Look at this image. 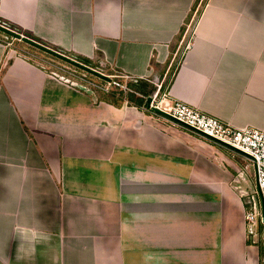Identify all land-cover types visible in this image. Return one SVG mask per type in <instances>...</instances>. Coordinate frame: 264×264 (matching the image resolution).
<instances>
[{"label":"crops","instance_id":"obj_1","mask_svg":"<svg viewBox=\"0 0 264 264\" xmlns=\"http://www.w3.org/2000/svg\"><path fill=\"white\" fill-rule=\"evenodd\" d=\"M2 21L264 129V0H0ZM4 42L0 264H262L231 166L141 108L149 93L101 97Z\"/></svg>","mask_w":264,"mask_h":264},{"label":"built area","instance_id":"obj_2","mask_svg":"<svg viewBox=\"0 0 264 264\" xmlns=\"http://www.w3.org/2000/svg\"><path fill=\"white\" fill-rule=\"evenodd\" d=\"M4 43H6V46L10 50L16 52L13 42L5 41ZM28 55L31 56L30 54ZM39 60V66L42 68L53 66L47 63L46 60ZM53 68H55V70L52 69L49 73L63 83L82 89L87 88L88 86L93 88L97 87V84L94 82L82 79L74 71L69 70L68 68H62L60 66H53ZM106 76L110 78V80L107 81L108 86L115 85L116 87H119L124 94L130 92H135L137 94L129 84L131 81H136L132 76L122 72ZM154 81L155 90L147 95L151 97V101L147 105V96L144 97V102L140 105L141 108H144L146 112L155 116H160L161 119L169 123L168 125L181 131L186 130L192 133L194 137L201 138V140L207 143L215 152L216 147H222L231 152L235 151L242 154L253 165L255 178L264 205V129L253 126L236 127L182 101L171 100L167 89L168 82L165 83L158 78H154ZM104 89L106 90V88ZM109 93L118 95L111 90ZM118 96L125 102L136 104L125 98V96ZM154 108H158L163 113L156 112ZM228 162L231 163V168L234 174L237 175V178H234L233 180L237 183L235 188L239 190L244 202V219L248 233L252 234L250 236L255 235L254 229L258 225L261 226V236L263 239L262 264H264V212L262 215L258 192L255 185H247L248 183L245 179L247 165H244L241 168L240 166L233 164L231 161ZM228 162L225 161V163L230 166ZM242 183L246 186L242 187Z\"/></svg>","mask_w":264,"mask_h":264},{"label":"rangeland","instance_id":"obj_3","mask_svg":"<svg viewBox=\"0 0 264 264\" xmlns=\"http://www.w3.org/2000/svg\"><path fill=\"white\" fill-rule=\"evenodd\" d=\"M18 33H20V32H18ZM0 38L3 39L4 41L13 42L14 48H15L17 54H22L26 58L28 57L31 61L37 62L38 65H40L39 62H38V61H40L39 59H43V60H46L47 63H49V64H51L53 66H60L62 68H68L69 70L74 71L82 79H87V80H89L91 82H94L95 84H97V87H95V88L89 87V86L88 87L91 90H95L97 93H99L101 95V97H104V98H105V96L112 97L113 99L115 98L116 100H120V101H122L124 103H125V101L122 100V98H120L118 95L125 96V98H127L128 100H131L132 102H135V103H136V100L138 101L139 97L143 98V96L138 95L135 92H130V93L124 94L122 92V90L119 89V87H116L115 85L108 86L106 80L98 78V77L94 76L93 74H90V73H88V72H86V71H84V70H82L80 68L74 67L73 65H71V64H69V63H67V62H65L63 60H61V59H59V58H57V57H55L53 55H50V54H48V53H46V52H44V51L32 46V45H29V44L25 43L24 41H22L20 39L13 38L12 36H10L8 34H5L2 31H0ZM28 54H30L31 56H29ZM53 66H49V68H45V69L48 72L50 70H52V69L55 70V68H53ZM113 73L117 74L118 72L115 71ZM154 82H155L154 78H152L149 81L143 80V81H140L139 83L138 82H135V83L134 82H130L129 84H130V87L133 90H135L136 92L144 94V93H150L153 90H155ZM104 88H106V90ZM110 90L113 91V92H116V94H118V95H113L112 93H109ZM128 103H130V102H128ZM213 154L218 156V159L220 158L219 160L222 161V162L224 161V163H225V161L226 162L231 161L233 164H235L237 166H240L241 168L244 165H247V170L245 172V179L247 180V183H248L247 185L248 186L249 185L252 186L254 184L253 165L242 154H240L238 152H235V151L231 152L230 150H227V149L222 148V147H216V152L213 153ZM228 164H230V166H231V163L228 162ZM225 167L230 172H232L234 174V172L229 167H227L226 165H225ZM236 176L237 175L235 174V177ZM236 185H237V183L233 180L232 183H231V186L235 187ZM245 186L246 185L244 183H242V187H245ZM236 190H238V189H236ZM260 231H261V226L258 225L254 229L255 235L252 236L254 240L261 239ZM249 235H252V234L249 233Z\"/></svg>","mask_w":264,"mask_h":264},{"label":"water","instance_id":"obj_4","mask_svg":"<svg viewBox=\"0 0 264 264\" xmlns=\"http://www.w3.org/2000/svg\"><path fill=\"white\" fill-rule=\"evenodd\" d=\"M0 31L4 32V33H7L9 34L10 36H12L13 38H16V39H20L22 41H24L25 43L29 44V45H32L50 55H53L71 65H73L74 67H77V68H80L88 73H91L93 74L94 76H97L98 78H101L103 80H106V81H109L110 78L108 76H106L105 74H102L100 72H97L96 70L94 69H91L89 66L87 65H84L78 61H76L75 59L71 58V57H68L58 51H55L53 49H51L50 47H47L45 45H42L32 39H30L29 37H26L25 35L23 34H20L18 33L17 31L15 30H12L10 29L9 27L3 25V24H0ZM151 101V97L150 96H147L146 97V104L148 105ZM154 110L158 113H163L161 110H159L158 108H154ZM202 133V132H200ZM254 185L256 187V190L258 192V196H259V201H260V208H261V211H262V215H263V212H264V205H263V199H262V196H261V192L259 190V187L257 185V181H256V178H255V173H254Z\"/></svg>","mask_w":264,"mask_h":264},{"label":"trees","instance_id":"obj_5","mask_svg":"<svg viewBox=\"0 0 264 264\" xmlns=\"http://www.w3.org/2000/svg\"><path fill=\"white\" fill-rule=\"evenodd\" d=\"M0 23L3 24V25H5V26H7V27H10V29L12 28V30H15L17 32L22 33V30L19 27L15 26L14 24H11V23L6 22V21H2ZM24 35H26V36H28L30 38H33L36 41H38L40 44H43V45H45L47 47H50L51 49H54L55 51H58V52L66 55L68 57H71V58L75 59L76 61H78V62H80V63H82L84 65H88L90 67H94L93 64H92V62L90 60L86 59V58H82L80 56H76L74 54L68 53L65 50H63L61 48H58V47L49 46L46 42H44L42 40H39L38 38H35V36H33L31 33H24Z\"/></svg>","mask_w":264,"mask_h":264},{"label":"flooded vegetation","instance_id":"obj_6","mask_svg":"<svg viewBox=\"0 0 264 264\" xmlns=\"http://www.w3.org/2000/svg\"><path fill=\"white\" fill-rule=\"evenodd\" d=\"M91 74V73H90ZM97 77V76H96Z\"/></svg>","mask_w":264,"mask_h":264}]
</instances>
